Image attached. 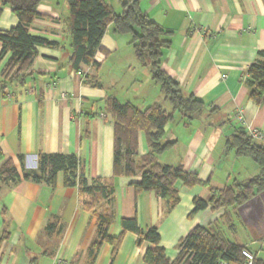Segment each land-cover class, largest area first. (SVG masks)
<instances>
[{"label":"crops","instance_id":"0c3cea01","mask_svg":"<svg viewBox=\"0 0 264 264\" xmlns=\"http://www.w3.org/2000/svg\"><path fill=\"white\" fill-rule=\"evenodd\" d=\"M104 1L121 15L128 0ZM138 6L172 32L171 46L164 52V72L180 84L186 96L193 95L206 105L205 112L193 121L186 123L178 114L165 127L166 141L175 145L158 162L182 165L209 185L187 189L177 183L180 202L165 214L167 203L154 192L136 193L132 183L140 181L141 174L112 176L114 126L104 101L114 97L140 110L155 104L167 112L172 108L149 68L136 60L131 37L115 35L112 25L102 39V50L95 55L99 67L82 64L79 71L74 70L67 0H44L29 34L55 46L38 47L26 83L0 96V167L11 160L21 176L9 183L0 179V238H5L0 264H54L59 259L71 264H146L144 257L152 246L139 245L133 233L124 234L117 250L105 243L93 259L89 257L97 239L98 215L107 210L114 214L111 237H121L123 219L135 218L143 230L158 229L167 258L174 260L179 242L190 231L221 225L225 213L209 208L190 218L194 199L209 201L212 189L223 190L259 174L252 159L227 151L226 141L236 130L246 132L248 126L264 131V103L250 100L247 74L264 52V0H138ZM17 24L11 8L4 7L0 31ZM10 56L0 63V82ZM239 111L243 122L237 118ZM148 152L141 133L139 158ZM56 153L76 155L90 184L102 179L114 186L111 206L98 195L85 196L78 187H65L62 174L55 188L22 179L23 170L37 169L40 154Z\"/></svg>","mask_w":264,"mask_h":264},{"label":"trees","instance_id":"16d2710c","mask_svg":"<svg viewBox=\"0 0 264 264\" xmlns=\"http://www.w3.org/2000/svg\"><path fill=\"white\" fill-rule=\"evenodd\" d=\"M44 0H0V17L4 7L11 8L18 19L15 28L0 31V63L10 54L0 82V96L14 85H24L30 69L38 55V47H54L55 44L30 36L29 28L39 17L38 7ZM69 7V31L73 42L72 68L80 70L82 64L99 65L95 55L102 50L101 42L109 28L113 26L117 36L131 37V45L138 63L149 68L153 82L160 88L166 104L172 108L167 112L161 104H155L145 110L138 109L131 103H121L114 97L104 101L105 111L114 126V153L112 176L135 178L141 174V180L133 182L136 193L154 192L165 200V214L170 213L180 202L176 185L182 182L184 187H206L208 182L201 181L198 175L188 173L182 165L170 166L158 162V157L170 151L175 143L166 141L165 127L180 115L186 123L201 116L205 103L193 95L186 96L180 84L167 75L163 68L164 52L171 46L172 32L165 30L152 21L138 6V0H128L123 4L122 14L116 15L104 0H67ZM247 74L250 77L249 98L257 105L264 103V52L252 64ZM97 86L101 87L100 84ZM143 133L149 152L139 158V137ZM227 151H234L237 157L252 159L259 168V174L243 182H234L223 190L212 189L209 201L195 198L194 208L189 217L211 208L213 211L225 210L220 222L228 230L236 233L234 216H240L237 208L264 191V145L254 142L245 131L236 130L227 138ZM63 175V185L67 188L78 187L81 195L98 197L112 204L115 188L102 179L90 184L80 166L76 155L40 154L36 170H23L22 179L39 185L55 188L59 175ZM0 179L4 183L21 179L20 173L11 160H6L0 167ZM92 205H87L91 209ZM233 211V214L229 212ZM114 221V214L107 210L98 215L97 239L89 249L93 256L105 244L115 246L117 250L126 233L139 237V245L150 244L144 257L146 264H247L242 255L247 246L226 240L219 231L220 224L209 227L198 226L179 242L178 254L174 260L166 256L161 245V235L156 227L143 230L137 219L121 221L122 235L114 238L109 229ZM242 222V221H241ZM49 230L53 225L48 227ZM55 228V227H54ZM5 238H0V245ZM264 239V238H263ZM260 239V240H263ZM253 264H264V258L254 252Z\"/></svg>","mask_w":264,"mask_h":264},{"label":"water","instance_id":"95a60500","mask_svg":"<svg viewBox=\"0 0 264 264\" xmlns=\"http://www.w3.org/2000/svg\"><path fill=\"white\" fill-rule=\"evenodd\" d=\"M237 213L256 240L264 238V191L239 206Z\"/></svg>","mask_w":264,"mask_h":264},{"label":"rangeland","instance_id":"374dc122","mask_svg":"<svg viewBox=\"0 0 264 264\" xmlns=\"http://www.w3.org/2000/svg\"><path fill=\"white\" fill-rule=\"evenodd\" d=\"M170 106L169 103H167ZM217 118H214L213 121H216ZM234 215V214H233ZM234 215V223L236 233L229 231L228 228L224 225H220L219 231L226 240L232 242H238L239 244L249 245L253 252H256L259 257L264 258V239L255 240L251 231L246 228V226L240 221L238 217ZM251 250V251H252Z\"/></svg>","mask_w":264,"mask_h":264},{"label":"built area","instance_id":"2783aa9c","mask_svg":"<svg viewBox=\"0 0 264 264\" xmlns=\"http://www.w3.org/2000/svg\"><path fill=\"white\" fill-rule=\"evenodd\" d=\"M137 1V0H135ZM62 99L63 100H67V95L63 94L62 95ZM238 120L243 122V112L239 111L238 116H237ZM246 133L247 135L256 143H259L261 145H264V131L259 129V128H253L251 126H248L246 128ZM243 257L245 258V261L247 264H253L254 260H255V256H254V252L249 250V249H244L242 252ZM54 264H71L67 261L64 260H56ZM224 264V263H221Z\"/></svg>","mask_w":264,"mask_h":264}]
</instances>
